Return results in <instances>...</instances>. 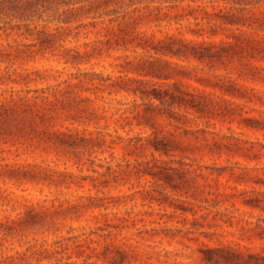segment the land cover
Returning a JSON list of instances; mask_svg holds the SVG:
<instances>
[{
  "label": "rangeland",
  "instance_id": "1",
  "mask_svg": "<svg viewBox=\"0 0 264 264\" xmlns=\"http://www.w3.org/2000/svg\"><path fill=\"white\" fill-rule=\"evenodd\" d=\"M188 1L152 0L139 28L174 33ZM250 29L264 46V14ZM92 30H0V264H264V104Z\"/></svg>",
  "mask_w": 264,
  "mask_h": 264
},
{
  "label": "trees",
  "instance_id": "2",
  "mask_svg": "<svg viewBox=\"0 0 264 264\" xmlns=\"http://www.w3.org/2000/svg\"><path fill=\"white\" fill-rule=\"evenodd\" d=\"M151 1L0 0V18L13 17L19 20L15 23L4 20L0 30L24 37L36 35L44 40L65 41L94 33L92 29L99 25L101 29H111L115 35L121 34V39L132 43L134 47L152 50L155 54L166 47L173 50L171 57L176 56L187 62L193 59L201 65V69H192L202 77L205 76L208 85L218 88L221 93L218 96L225 95L230 102H235L232 97L264 104V66L259 63L264 59V46L255 39L259 33L250 29L264 14V0H254V4H251L252 0L245 2L250 6L239 5L240 0H235L233 4L216 2L210 5H194V0H189L172 17L174 23H186L167 26L168 30L174 28V33L161 36L155 34L162 33L160 30L139 28L140 21L145 17L144 9L154 8L156 13L161 10L159 4H151ZM216 17L222 20L216 21ZM160 19L171 20L168 12H164ZM184 33H189L192 38L186 39ZM216 70L225 73H214ZM150 92L161 103H173L175 97L184 100L182 96L173 93H169L170 99H166L163 93L167 91L156 87L151 88ZM162 160L166 162L167 159ZM166 178L170 179V175ZM189 239L202 241L198 236Z\"/></svg>",
  "mask_w": 264,
  "mask_h": 264
}]
</instances>
